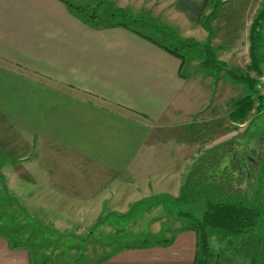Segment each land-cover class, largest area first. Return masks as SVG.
<instances>
[{"label":"crops","instance_id":"crops-1","mask_svg":"<svg viewBox=\"0 0 264 264\" xmlns=\"http://www.w3.org/2000/svg\"><path fill=\"white\" fill-rule=\"evenodd\" d=\"M205 1L75 4L122 10L131 23L104 26L86 23L62 0H0V156L35 165L38 187L65 188L73 193L69 198L81 191L87 203H140L141 194L133 198L139 192L133 173H151L150 158L158 151L181 154L196 139L192 128L200 111L189 99L180 58L144 37L140 27L169 41L163 27L180 29V38L205 40ZM20 142L27 143L25 154L14 153ZM180 167L175 172L183 176L187 161ZM10 236L0 228V264H32L27 247L13 246ZM168 240L120 248L86 264H193L191 229L176 230Z\"/></svg>","mask_w":264,"mask_h":264},{"label":"rangeland","instance_id":"rangeland-1","mask_svg":"<svg viewBox=\"0 0 264 264\" xmlns=\"http://www.w3.org/2000/svg\"><path fill=\"white\" fill-rule=\"evenodd\" d=\"M70 1L85 5L94 0ZM261 7L262 0H207L200 20L215 9L210 19L212 45L218 59L227 67L245 71L249 65L248 30ZM157 23L163 25L160 19ZM140 28L162 43L174 46L172 40L159 35L160 31L144 25ZM190 37L201 40L202 36L191 34ZM179 51L184 55L182 74L190 84L189 99L197 101L200 108L192 128L196 139L177 156L175 151L172 157L168 151H158L157 156L150 158L151 173H133V186L139 192L134 193L133 186H125L124 191L128 187L133 198L141 194L140 203L127 205L130 199H117L121 202L118 205L100 204L96 199L87 203L88 195L81 191L69 198L73 193L65 188L38 187L40 174L35 165L8 162L0 156V211L3 212L0 226L27 247L32 264H38L39 260L43 264H86L124 245L169 239L176 230L192 223L190 216L182 212L198 217L205 207L203 197L187 202L176 199L181 190L179 184L182 186L187 180L198 184L201 191L206 188L213 199L222 196V199H243L246 204H261L264 214V100L259 110L258 101L254 102L244 121L231 122L228 113L233 102L245 94L243 87L223 74L214 84L211 73L200 66L199 56H187L183 50ZM249 74L257 78L256 89L264 97V74L259 77L253 71ZM20 144L14 153L25 154L27 143ZM181 161L189 165L183 176L175 172L181 169ZM77 194L81 198H75ZM5 199L11 202L6 203ZM97 214L104 219L95 220ZM258 234L264 239V218ZM248 246L247 242H240L234 248L219 237L210 236L206 264H264V241L263 254L251 253Z\"/></svg>","mask_w":264,"mask_h":264},{"label":"trees","instance_id":"trees-1","mask_svg":"<svg viewBox=\"0 0 264 264\" xmlns=\"http://www.w3.org/2000/svg\"><path fill=\"white\" fill-rule=\"evenodd\" d=\"M62 1L86 23H101L104 26H128V24H131L126 22L124 18L126 14L122 12V10L115 9L98 12L96 7L75 5L71 3L70 0ZM206 2L207 0L204 2V7ZM214 11L215 9L211 14L205 17V19L201 20L202 26L207 31V36L204 41H197L193 38H180L168 27H163L166 33L164 36L174 42V46L172 47L150 35L143 36L165 50L177 55L182 65L184 63V55L180 53V49L183 50L187 56L191 54L199 56L200 66L211 73L214 84L219 80L221 74H223L230 82L241 85L245 94L233 102L231 111L228 113L231 122L241 123L246 119L248 113L253 108L254 102L258 101L257 109L259 110L264 100V97L259 94L256 89L257 78H253L249 74L251 71L258 77L264 74V0H262L261 9L257 11L249 26L247 52L250 61L245 71L229 68L224 61L218 59L212 45L213 30L210 24V19H212ZM135 31L137 32V30ZM140 32L138 33L140 34ZM197 185H194V183L190 184L187 180L182 184L180 194L176 198L183 202L195 201V197L197 196L204 198L205 207L198 217L182 212L184 216H190L192 223L180 230L191 229L196 235V253L193 264L207 263L208 237L210 236L219 237L220 241H226L234 248L239 246L240 242H247L251 253L257 252L263 254L261 246L264 239H261L258 234V229L264 218L262 205L246 204L243 199L234 200L229 197L222 199V196L214 197L213 199L208 195L206 188L201 191ZM182 218L185 219L184 217ZM0 228L2 229L1 226ZM8 240H10L13 246L19 244L14 240L13 236L8 237ZM163 241V243L168 244L170 240L164 239ZM141 243L150 242L145 241ZM134 245L144 246L148 244L135 243L124 245L92 262L105 259L117 249L132 247Z\"/></svg>","mask_w":264,"mask_h":264}]
</instances>
